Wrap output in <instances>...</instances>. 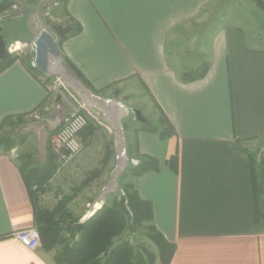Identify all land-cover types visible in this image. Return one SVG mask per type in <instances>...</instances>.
Wrapping results in <instances>:
<instances>
[{"label": "crops", "instance_id": "obj_1", "mask_svg": "<svg viewBox=\"0 0 264 264\" xmlns=\"http://www.w3.org/2000/svg\"><path fill=\"white\" fill-rule=\"evenodd\" d=\"M211 1L65 0L53 11L54 25L79 24L80 31L57 37L61 57L47 75L61 76L63 71L55 70L59 64L75 77L70 63L98 92L93 95L118 102L109 104L119 109H140L149 124L158 125L165 115L174 127L172 136L162 138L129 113L125 130L127 168L144 156L158 162L157 170L129 174L128 184L150 203L151 225L175 246L169 264H264V226L255 225L251 182V161L264 155V13L252 9L251 15L242 14L246 21L218 28L192 65L172 62L166 52L173 29L196 18ZM237 1L242 7L246 2ZM0 27L6 46L34 41L43 30L20 35ZM33 54L29 63L15 59L0 72V125L8 118L0 131L50 100L43 73L35 76L27 69L34 67ZM204 58L205 76L181 81V74ZM98 121H92L95 130L81 154L100 153L102 161L107 148L113 155L117 127ZM173 155L175 168L169 163ZM24 167L33 165L21 164L13 149L0 148V264H54L41 244L32 248L14 235L34 227ZM76 205L80 222L100 208L87 201ZM153 253L152 264H162L157 248Z\"/></svg>", "mask_w": 264, "mask_h": 264}, {"label": "rangeland", "instance_id": "obj_2", "mask_svg": "<svg viewBox=\"0 0 264 264\" xmlns=\"http://www.w3.org/2000/svg\"><path fill=\"white\" fill-rule=\"evenodd\" d=\"M54 1L57 2L56 6L53 4ZM246 2H244L245 5L242 7L241 2L237 0H212L196 18L173 29L171 34L167 36L165 47L168 59L172 62L176 61V63L179 60L183 61L182 65L184 63L192 65L197 60H200L199 58L205 52V46L208 44L210 36L218 28L227 24H236L241 22L242 19L245 20L246 16L244 18L243 15L245 13L251 15L252 9L258 11L257 13H264L253 0H250V2L246 0ZM8 3L10 4L8 8L0 12V26H3V31H15V33L22 35L23 31L48 29L52 23L56 24L53 11L63 2L62 0H8ZM245 8L249 11L245 10ZM32 41H19L25 48L17 56L14 53L9 55L29 63L32 58L30 47ZM203 61H205V58ZM60 75L62 86L56 92H50V100L45 104V107L28 116L15 118L0 131V148H3L4 143L2 142L5 139L10 140L11 138L14 142L11 148L14 155H16L21 164H25L27 167L42 165L45 155L47 156L48 150H51V140L55 134L54 132L58 125L62 123L61 119L63 116L71 112L72 107L81 109L82 113H85L89 118V122L95 121V124L99 122L98 120L104 123L105 121L114 123V120L118 121L120 113H123L121 108L115 107L114 110H110V104L98 102L76 76L69 74V77L73 80L75 78V81L81 84L89 94L87 92V95L83 94L76 87H73V80L64 73ZM49 80L51 79L49 78ZM53 100H56V102L54 103ZM52 101L53 104L51 103ZM126 105L129 106L128 104ZM130 120L129 113L122 115L119 118V124L117 123L121 128V132L119 130L116 132L114 129L117 141L120 138L119 135L122 136L123 134L121 143L123 142L126 158L125 130L126 124ZM116 142L114 141L113 155L106 166L101 165L100 153L99 155L91 154L87 157L86 154L83 156L80 152L60 173L54 172V176L48 180L44 190L38 193L37 205L45 209H56V218L64 212H70L72 216L78 217L80 211L76 210L78 208L76 204L79 202L87 201L90 206H95L96 204L101 206L105 201L108 205H111L119 195L120 188L128 183L129 177V172L126 171L127 166H125L122 173L116 178L115 171L117 168L115 167L117 162L119 163ZM96 169L100 170L96 171ZM111 175L113 176L112 179ZM110 180L117 182V186L115 183L112 189L107 191L105 189L100 193ZM111 190L114 191L105 194L103 201H96L99 193L102 196L104 195L103 193ZM95 196L97 198L94 199ZM135 228L137 229L136 233H130L127 228L121 236L114 239V242L128 240L133 247L141 246L152 252L155 251V244L145 234L146 226L140 225Z\"/></svg>", "mask_w": 264, "mask_h": 264}, {"label": "trees", "instance_id": "obj_3", "mask_svg": "<svg viewBox=\"0 0 264 264\" xmlns=\"http://www.w3.org/2000/svg\"><path fill=\"white\" fill-rule=\"evenodd\" d=\"M258 8L264 12V0H253ZM64 3L65 0H62ZM8 0H0V12L8 8ZM54 24L52 23L49 28ZM80 31L79 24H73L68 34H76ZM67 36V35H65ZM63 36L62 38H64ZM14 57L7 54L4 60H0V72L5 70L13 61ZM29 72L36 76L40 73L36 67L26 65ZM69 67L74 72L79 81L91 91L98 94L90 87L82 74L69 63ZM209 64L202 61L195 68L187 70L181 74V81L187 83L205 76ZM50 94V92H49ZM47 103V102H46ZM45 103V104H46ZM41 105V108L45 107ZM39 110V109H38ZM37 111V110H36ZM23 116H16L21 118ZM5 118L0 128L6 123ZM144 129L157 132L162 138L170 137L175 133L174 127L165 115L159 119L158 125H142ZM61 124L54 133H56ZM95 127L93 122H89L81 131L80 139L82 146L90 142ZM2 142V141H1ZM5 149H11L14 142L9 139L3 141ZM46 163L36 165L25 171L28 184L29 196L34 207V227L38 231L41 247L46 252L52 253L54 264H152L155 255L146 247H133L128 240L114 242L115 238L127 230L125 216L118 210L117 201L114 199L111 205L104 203L93 212L88 218L80 222L79 217H74L70 212H64L55 217L56 209H45L37 205L38 193L44 190L46 183L52 178L56 169L55 156L49 149ZM111 151L106 149L101 165H107L111 159ZM29 162V161H28ZM252 196L255 212V225L258 229L264 226V155L252 160ZM169 163L176 167L177 155L170 157ZM25 165V164H24ZM26 166V165H25ZM158 162L155 158L144 156L136 164H131L126 171L130 175H139L148 170H157ZM95 170V169H94ZM100 169H96L98 171ZM126 173V172H125ZM126 175V174H125ZM33 186L36 188L33 190ZM128 206L133 212V223L135 227L146 226V236L157 248V256L162 264H169L173 257L175 246L169 243L164 236L151 225L152 211L150 203L139 197L137 191L128 183L122 186Z\"/></svg>", "mask_w": 264, "mask_h": 264}, {"label": "built area", "instance_id": "obj_4", "mask_svg": "<svg viewBox=\"0 0 264 264\" xmlns=\"http://www.w3.org/2000/svg\"><path fill=\"white\" fill-rule=\"evenodd\" d=\"M53 4L56 6L57 2L54 1ZM33 42L30 45L32 52L34 51ZM24 48L25 46L22 43L15 41L7 46V53H14L17 56ZM41 76V81L46 83L48 92L54 93L61 88L62 83L59 76L53 78L47 74ZM49 78L51 80H48ZM71 109V112L68 113L69 116L63 118L61 127L53 135L51 140V151L55 156L56 163L55 173H60L83 148L80 133L89 123V118L85 113H82L81 109L77 107H72ZM14 235L21 242L32 248L38 247L41 244L38 231L35 227L16 231Z\"/></svg>", "mask_w": 264, "mask_h": 264}, {"label": "water", "instance_id": "obj_5", "mask_svg": "<svg viewBox=\"0 0 264 264\" xmlns=\"http://www.w3.org/2000/svg\"><path fill=\"white\" fill-rule=\"evenodd\" d=\"M51 29L52 31L43 30L39 32V34L37 35V37L34 39V42H33L34 43V54H33L32 65L36 67L37 69H39V71L43 74H48L50 72V64L54 62L55 60H59L61 57L59 46L57 44V37L62 38L63 36L67 35L71 31L70 26L64 27L62 25H53ZM1 30L2 28L0 27V32ZM6 57H7V46L3 38V35L0 33V60H4ZM74 80L76 79L74 78ZM94 97L103 103H107V102L109 103L112 102L114 104L118 103L116 101H107V100L101 99L98 96H94ZM124 100H127V97H124ZM119 107H121V109L124 111V114L131 113L133 119L136 122L141 123L143 125H148L150 123L145 118V116L143 115L140 109L136 107L127 108L122 105H119ZM132 162L136 164L135 160H132ZM125 166H126V163L123 165L122 169L118 172V174H116V178L122 173V170L124 169ZM112 177L113 176L111 175V179ZM108 186L109 185L102 188V191L105 190ZM102 199L104 200L105 196H103V198L98 197L96 201L99 202V201H102ZM116 201H117L118 210L126 218L128 231L133 234L136 233L137 229L135 228V225L133 223V212L128 206L127 198L123 191H121L120 194L116 197ZM92 209L93 207L91 208V210Z\"/></svg>", "mask_w": 264, "mask_h": 264}, {"label": "bare ground", "instance_id": "obj_6", "mask_svg": "<svg viewBox=\"0 0 264 264\" xmlns=\"http://www.w3.org/2000/svg\"><path fill=\"white\" fill-rule=\"evenodd\" d=\"M52 28V27H51ZM51 28H48V29H46L47 31H52V29ZM45 30V31H46ZM43 31V30H42ZM63 67L62 66H60L59 64H57L56 66H55V70H57V71H59V70H61V71H63V73L65 74V75H67L66 73V69L64 68L63 70ZM66 72V73H65ZM69 77V76H68ZM70 78V77H69ZM71 80H73L72 78H70ZM69 80V79H68ZM65 82V81H64ZM67 84V83H66ZM69 84V83H68ZM72 84L74 85H72L73 87H76V89L78 90V91H80V92H82L83 94H86L87 95V93L89 94V92H87L82 86H81V84H79V83H77L75 80H73V82H72ZM70 85V84H69ZM87 92V93H86ZM89 96V95H88ZM110 107V110H114L115 109V105H110L109 106ZM122 115V113H120V116ZM119 116V117H120ZM119 119V118H118ZM117 125V121L115 120L114 121V126H116ZM117 127V129L120 131V127H119V125H117L116 126ZM116 129V130H117ZM117 132V131H116ZM120 136V138H119V140H118V143H119V148H118V151H117V153H118V159H119V163L117 162V165H116V167L115 168H117L116 169V171H115V175L116 174H118V172L122 169V167H123V165L126 163V157H125V154H124V148H123V142L121 143V135H119ZM115 181L113 180V181H111V183L109 184V186L106 188V190L105 191H107V190H110V189H112V187L115 185ZM103 194H105V193H103ZM94 207H99V204H96ZM90 213V212H89Z\"/></svg>", "mask_w": 264, "mask_h": 264}, {"label": "flooded vegetation", "instance_id": "obj_7", "mask_svg": "<svg viewBox=\"0 0 264 264\" xmlns=\"http://www.w3.org/2000/svg\"><path fill=\"white\" fill-rule=\"evenodd\" d=\"M8 54V53H7Z\"/></svg>", "mask_w": 264, "mask_h": 264}]
</instances>
